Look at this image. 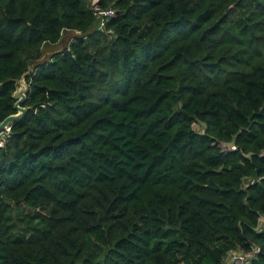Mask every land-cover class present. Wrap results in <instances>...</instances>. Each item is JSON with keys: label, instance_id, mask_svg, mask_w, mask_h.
<instances>
[{"label": "trees", "instance_id": "16d2710c", "mask_svg": "<svg viewBox=\"0 0 264 264\" xmlns=\"http://www.w3.org/2000/svg\"><path fill=\"white\" fill-rule=\"evenodd\" d=\"M96 2L0 0V264H264V0Z\"/></svg>", "mask_w": 264, "mask_h": 264}, {"label": "built area", "instance_id": "2783aa9c", "mask_svg": "<svg viewBox=\"0 0 264 264\" xmlns=\"http://www.w3.org/2000/svg\"><path fill=\"white\" fill-rule=\"evenodd\" d=\"M91 3V10L93 12V15L97 21V26L99 28H103L105 25V22L108 18L112 17L115 14V9L110 6H100L96 0H90ZM78 35V32H72V35ZM8 132V129L5 128L4 131H0V147L3 145V137L4 134ZM231 148H234V146H230ZM248 256L246 254L230 251L227 258L223 260L222 264H248Z\"/></svg>", "mask_w": 264, "mask_h": 264}, {"label": "water", "instance_id": "95a60500", "mask_svg": "<svg viewBox=\"0 0 264 264\" xmlns=\"http://www.w3.org/2000/svg\"><path fill=\"white\" fill-rule=\"evenodd\" d=\"M27 90V85L21 77V79H19L17 88L12 93V97L15 99L13 103V108L16 110V112L15 114H10L6 116L0 121V131L4 130L11 121L18 118L24 112L25 108L20 106V104L24 100Z\"/></svg>", "mask_w": 264, "mask_h": 264}, {"label": "rangeland", "instance_id": "374dc122", "mask_svg": "<svg viewBox=\"0 0 264 264\" xmlns=\"http://www.w3.org/2000/svg\"><path fill=\"white\" fill-rule=\"evenodd\" d=\"M70 36H72V32L71 33L65 32L64 35L61 37V39L57 41V43L53 45H44L42 47V54L40 58H43V59L48 58L52 54V52L60 50L62 47L66 45V42ZM194 128L199 130L198 125H194ZM263 221H264V217H261L260 225L263 223Z\"/></svg>", "mask_w": 264, "mask_h": 264}, {"label": "crops", "instance_id": "0c3cea01", "mask_svg": "<svg viewBox=\"0 0 264 264\" xmlns=\"http://www.w3.org/2000/svg\"><path fill=\"white\" fill-rule=\"evenodd\" d=\"M65 32H70V31H65ZM65 32H64V33H65ZM64 33H63L61 36H63V35H64ZM70 33H71V32H70ZM70 37H71V36H70ZM70 37H69V38H70ZM69 38H68V39H69Z\"/></svg>", "mask_w": 264, "mask_h": 264}, {"label": "clouds", "instance_id": "9594fccd", "mask_svg": "<svg viewBox=\"0 0 264 264\" xmlns=\"http://www.w3.org/2000/svg\"><path fill=\"white\" fill-rule=\"evenodd\" d=\"M73 35H74V34H73ZM73 35H72V36H73Z\"/></svg>", "mask_w": 264, "mask_h": 264}]
</instances>
